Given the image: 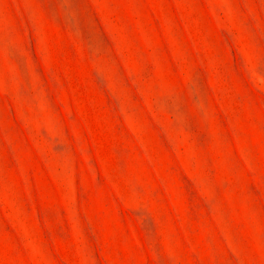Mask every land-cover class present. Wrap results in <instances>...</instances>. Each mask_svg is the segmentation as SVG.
<instances>
[{"label": "rangeland", "instance_id": "1", "mask_svg": "<svg viewBox=\"0 0 264 264\" xmlns=\"http://www.w3.org/2000/svg\"><path fill=\"white\" fill-rule=\"evenodd\" d=\"M0 264H264V0H0Z\"/></svg>", "mask_w": 264, "mask_h": 264}]
</instances>
